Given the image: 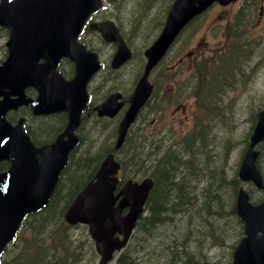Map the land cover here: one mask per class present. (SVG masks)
I'll use <instances>...</instances> for the list:
<instances>
[{"label":"water","instance_id":"1","mask_svg":"<svg viewBox=\"0 0 264 264\" xmlns=\"http://www.w3.org/2000/svg\"><path fill=\"white\" fill-rule=\"evenodd\" d=\"M214 1L225 5L232 0L173 1L160 35L144 52L146 63L142 75L117 125L116 149L122 145L151 94L152 84L148 80L151 69L188 21ZM100 4V0H0V27L9 31L5 44L7 56L0 64V160L10 163L0 172V254L17 234L24 218L48 204L69 152L78 144L74 131L88 100L86 86L101 63L97 54L86 50L77 38L84 22ZM89 26L117 44L110 63L113 69L130 58V49L112 22H95ZM62 58L74 63V76L69 80L57 71ZM27 86L36 91L35 98L25 95ZM120 97L119 93L109 95L95 107L97 115L115 116L123 106ZM28 104L36 116L67 113L64 130L51 144L35 147L21 127L23 119L14 126L7 122L8 112ZM262 140L263 110L257 114L238 175L264 190L255 166L258 151L254 150ZM119 168L113 154L108 153L93 178L64 211V220L69 225H87L100 257L99 264H107L126 246L153 187L149 177L139 182L127 179L116 192ZM234 209L244 225L243 235L232 251V264H264V201L251 203L248 193L240 188Z\"/></svg>","mask_w":264,"mask_h":264},{"label":"rangeland","instance_id":"2","mask_svg":"<svg viewBox=\"0 0 264 264\" xmlns=\"http://www.w3.org/2000/svg\"><path fill=\"white\" fill-rule=\"evenodd\" d=\"M107 1V4L106 2L102 4L104 8L108 7V11L105 10V13L108 12L107 15L114 16L121 24L135 58L123 67V71L113 72L111 78L108 66L97 74L93 80L92 88L95 90V96L100 99H95L93 103L104 98L112 90L109 89V79L116 80L117 83L123 81L127 93L132 89L138 72L143 67V51L159 35L160 22L165 17L170 0ZM260 2V0H239L225 7L212 4L205 13L182 32L165 58V65L170 67L174 63L176 64L179 58L185 60L177 64L174 71L172 68L167 70L165 67L158 70L151 78V82L157 83L155 89L157 94L151 101L153 107H149L150 103L145 109L137 123L133 125L134 131H138L139 134L144 132L148 136L146 149L149 152L155 151V148H164L168 144L175 147L179 145L181 138L195 127L194 115L198 110L205 123V129L209 127L205 139L210 138L211 150L197 155L195 163L200 169H197L196 190H203L210 182H213L212 188H219L216 193L221 205L215 208L216 212L209 218L203 217L202 226L204 228H195L191 224V219L195 216L196 202L200 204L203 196L201 194L195 196L194 193H191L192 204L187 210L164 221L152 231L155 241L151 240V243L157 244L154 252L147 251L149 238L146 234L139 246L129 244L123 250L130 256H135L139 264H142L144 259H149L153 264H167L162 261V258L167 251L179 250V242L186 232H191V238L188 239V253L183 258L184 264H202L204 261L211 264H230L232 247L241 233L237 218L232 214L234 206L231 205V186L225 184L223 180H228L236 174L243 154L244 141L248 140L256 122L254 115L258 107L264 106V20L261 26L255 20L264 15L262 10V14L259 16ZM236 20H241L238 28L235 26ZM155 27L158 28L155 29ZM2 35L3 33L0 35V61L6 56L4 46L6 37ZM222 35H224V43L220 48V43L223 41ZM227 46H231L227 51H233L224 53L221 56V61L227 64L228 71L227 74H224L225 79L222 78L220 84L216 85L217 75H220L222 71L220 67L215 66L208 69L206 61L208 58L212 59L216 54H221L219 51ZM243 46L247 47L246 50H250L249 58L245 57ZM234 47L239 48L236 50L237 55H234ZM189 52H191V56L186 57ZM102 58L106 59V55H103ZM233 58L238 60L228 65ZM201 72L206 78H209V75L212 78L207 82L210 92L213 87L220 89L215 100L214 96L201 95L203 81L198 77ZM178 89H183L184 93L177 101L175 98ZM199 97H201L200 105L198 104ZM214 101L221 105L218 110L203 108L209 107ZM155 106H160V110ZM31 121L33 126L42 125L45 127L48 130L47 135L57 131V126H54L56 124L54 117L43 120L32 118ZM82 126L81 134L87 138L91 137L94 144L92 142L85 144L81 148L80 154L84 156L101 153L106 147V142H102V140L107 141L106 136L114 126V121L97 120L96 116H91L82 122ZM137 137L139 138L138 134H135V138ZM201 138L202 136L197 138L195 148ZM128 144L127 148H129ZM262 145L263 143L256 147L259 151L256 164L264 179ZM138 146L143 150L141 145ZM154 159L155 157L151 160V154H149V159L144 162L142 167L153 168ZM205 163L209 164L210 168L204 172ZM85 167H89V164H86ZM145 176L147 175L142 173L134 175L138 180ZM78 177L76 175L75 178ZM242 186L255 202L263 198L262 190L256 189L252 183H243ZM65 190L67 187L58 194V207L61 204V199L65 197ZM166 224L169 225L166 226ZM87 234L86 227L84 229L77 227L70 232V238L84 241V250L82 251L87 256L86 259H91V242ZM210 236L222 238L214 241V238ZM77 249L81 251V248ZM13 250V244L9 245L5 249L1 261L9 259L14 253ZM88 261L84 260L83 263L98 264V257L94 256L93 261ZM76 264H81V262ZM110 264H115V262L112 261Z\"/></svg>","mask_w":264,"mask_h":264},{"label":"trees","instance_id":"3","mask_svg":"<svg viewBox=\"0 0 264 264\" xmlns=\"http://www.w3.org/2000/svg\"><path fill=\"white\" fill-rule=\"evenodd\" d=\"M149 107H153L152 103ZM155 108L159 109L156 106ZM205 109L217 110L219 107L210 105ZM57 118L61 120V116ZM194 119L196 120L195 127L181 138L178 146L172 147L168 144L164 148H155V151L149 152L146 149L148 136L144 132L139 134L138 131L135 132L133 129L123 147V151L116 153L121 164V182L125 178L134 177L135 174L139 173L152 177L154 181L146 202L145 214L139 218L136 230L128 245L137 244L139 246L144 240V234H146L149 238L147 241L149 249L147 251L154 252L157 244L151 243V240L155 241V236L152 237L154 234L152 231L164 221L174 218L177 214L187 210L192 204L191 193H194L195 196L197 194L203 196L200 204L196 202L195 216L191 219V224L195 228H204L202 226L203 217L209 218L216 212L215 208L221 205V201L216 193L219 188H212L213 182H210L203 190H196L197 169H200L195 163L197 155L199 153L209 152L211 147L209 146L210 138L205 139L206 132H209V127L205 129V123L198 110L197 114L194 115ZM114 128L115 125L112 126V129L107 134V141L102 140V142H106L104 150L95 155L83 156L80 154L81 148L85 144L88 142L94 144L91 137L87 138L80 133V144L82 146L80 149L77 148L70 156L69 164L62 172L49 203L43 209L24 219L16 236V240L12 243L14 253L7 260L1 261L2 258H0V264H68L70 261L69 264H76L77 262L84 264V260H89L88 262L93 261L95 253L92 244H90L91 259H86L87 256L82 251L84 250V241L70 238L69 229L71 227L64 222L63 212L75 194L93 177L103 156L107 152L113 151V147L110 144L113 141ZM135 134H138L139 138H135ZM200 136H202L201 141L195 148L196 140ZM128 141L129 148L126 147ZM138 145H141L143 150ZM149 154H151V160L155 157L154 163L152 164L153 168L149 166L144 168L142 166L149 159ZM86 164H89V167H85ZM204 165L205 172L210 168V165L206 163ZM185 166H187V169H185ZM76 175L79 177L75 178ZM223 181L225 184L231 186V205L233 206L238 186L236 174L232 178L228 180L224 179ZM66 187L65 197L61 199V204L58 207V194ZM194 220H196V223H194ZM162 225L164 226L165 224ZM77 227L85 228L83 226H75L74 228ZM210 237L214 238V241L222 238L219 236L218 238H215V236ZM190 238L191 232H186V235L179 242V250L167 251L162 261H165L167 264H184L183 258L187 256L188 239ZM77 248H81V251ZM115 264H139V262L135 256H130L127 252L122 251L117 256ZM142 264H153V262L149 259H144Z\"/></svg>","mask_w":264,"mask_h":264},{"label":"flooded vegetation","instance_id":"4","mask_svg":"<svg viewBox=\"0 0 264 264\" xmlns=\"http://www.w3.org/2000/svg\"><path fill=\"white\" fill-rule=\"evenodd\" d=\"M105 16H106L105 12L101 9V11L97 12L93 16L92 21L100 20V19L104 18ZM260 20L261 19L259 18L257 23H259ZM89 28H90L89 25H87V24L83 25V27L81 28V31L79 33V36H78V41L81 42L87 50L95 51L98 54V57L102 62V71H103L106 66H108L110 68V60H111L113 53L116 50L117 45L106 42L97 31L92 30V29L89 30ZM121 34L123 37V31ZM222 37H223V41L220 43V48L224 43V35H222ZM230 47L231 46L223 48L219 52L222 54ZM237 47H238V45H237ZM242 48L244 50L245 57L249 58L251 56L250 50H246V48H247L246 46H243ZM234 50H235L234 55H237L236 50H239V48L234 47ZM232 51L233 50H229L227 52H232ZM189 53H190V55H189V57H190L191 52H189ZM103 55H106V59L102 58ZM59 65H60L61 69L65 70V72H66L65 78L66 79H69L74 75V65L68 59L62 58V60H60V62H59ZM59 65H58V69H59ZM123 65L116 70H113L111 68L110 69L107 68L110 78H111V75L113 72L119 71V70L123 71ZM168 69H170V68H168ZM153 77L154 76L152 75L151 78H153ZM94 78L95 77H93L90 80V82L88 83V86H87V90L89 93V101H88L86 107L82 111V120L83 121L87 117L96 116V112L94 110V105L101 102L108 94H110L112 92L119 91L121 93V100L122 101L123 100L126 101L128 95H129V93H127L124 89L123 81L117 83L116 80L109 79V83H110L109 89H112V90L104 98H102L101 100L92 104L95 99H100V98H97L95 96V90L92 88V83H93ZM24 91L29 96L34 95V90L30 86H27ZM258 109H264V106L258 107ZM12 111H14V112H12L11 114L15 115V116L11 117L12 119H9V121L12 123L13 120H15L16 118L24 117V123H23L24 130L27 133V135L29 136V138L31 139V141H34L37 146H41V145L51 143L56 138L57 134L63 129L65 122H66V115L64 113L57 114L55 117L61 116V118H62V116H64L62 118V123L55 121L56 124L54 126H57V131L55 133L47 135L48 130L45 127H42V125L41 126H37V125L33 126L31 124L32 118L39 120V119H41V116L32 115L30 105L21 106V107H18L17 109H14ZM123 111H124V108H123ZM9 114H10V112H9ZM254 116H256V113ZM83 136H85V135L83 134ZM244 143H245L244 148H246L247 141H244ZM1 163H2V167H1L2 170L6 169L9 165L8 161H6V160L1 161Z\"/></svg>","mask_w":264,"mask_h":264},{"label":"bare ground","instance_id":"5","mask_svg":"<svg viewBox=\"0 0 264 264\" xmlns=\"http://www.w3.org/2000/svg\"><path fill=\"white\" fill-rule=\"evenodd\" d=\"M89 30H90V28H89ZM79 36V35H78ZM24 128V127H23ZM178 162V161H177ZM147 205V204H146ZM146 211V210H145Z\"/></svg>","mask_w":264,"mask_h":264}]
</instances>
